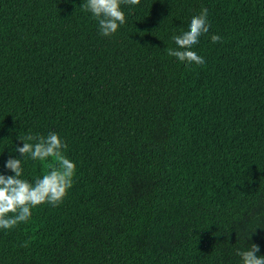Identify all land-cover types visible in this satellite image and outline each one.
Returning <instances> with one entry per match:
<instances>
[{
	"label": "trees",
	"instance_id": "obj_1",
	"mask_svg": "<svg viewBox=\"0 0 264 264\" xmlns=\"http://www.w3.org/2000/svg\"><path fill=\"white\" fill-rule=\"evenodd\" d=\"M82 3L0 0V171L19 133H59L77 165L0 231V264H237L254 230L264 253V0H140L111 37ZM205 7L185 65L164 49Z\"/></svg>",
	"mask_w": 264,
	"mask_h": 264
},
{
	"label": "clouds",
	"instance_id": "obj_2",
	"mask_svg": "<svg viewBox=\"0 0 264 264\" xmlns=\"http://www.w3.org/2000/svg\"><path fill=\"white\" fill-rule=\"evenodd\" d=\"M139 3L140 0H83L80 8L97 22L100 35L111 37L127 22L125 7L131 9ZM208 15L206 7L190 15L183 28L170 34L174 46L166 47L165 53L185 65L205 63V58L194 47L199 44L201 36L209 33ZM220 39L218 34L211 35L213 43ZM17 139L23 142L22 145L14 144V148L9 149L14 155L4 162L7 171H0V231L27 223L38 206L62 203L72 187L77 167L75 161L62 154L67 143L55 131L47 135L28 133L22 136L19 133ZM52 157L58 161L56 165L42 169L43 174L34 179L25 177L26 161L43 163ZM252 232L244 237L247 246L235 249L237 264H264L260 245L249 242Z\"/></svg>",
	"mask_w": 264,
	"mask_h": 264
}]
</instances>
